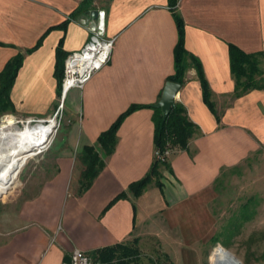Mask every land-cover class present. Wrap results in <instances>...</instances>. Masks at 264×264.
<instances>
[{"label":"crops","instance_id":"0c3cea01","mask_svg":"<svg viewBox=\"0 0 264 264\" xmlns=\"http://www.w3.org/2000/svg\"><path fill=\"white\" fill-rule=\"evenodd\" d=\"M85 3L0 0V72L24 54L10 92L19 115L54 113L58 61L63 76L67 55L89 39L82 21L96 20L93 11L105 10L106 34L116 37L110 61L65 100L66 122L44 154L50 176L0 222V264H62L76 249L90 253L133 237L142 249H161L174 264H205L212 255L205 256V243L220 230L213 207L216 181L226 169L248 163L252 179L264 183V88L237 93L230 60L234 44L246 53L262 52L264 69V0H177L184 47L200 60L216 111L204 101L188 57L176 101L198 132L188 149H171L169 167L160 168L162 188L153 181L139 196L128 187L151 169L154 109L143 107L124 119L114 152L83 193L81 153L131 105L160 100L175 71L178 27L170 0H91L78 11ZM123 191L128 197L106 209Z\"/></svg>","mask_w":264,"mask_h":264},{"label":"trees","instance_id":"16d2710c","mask_svg":"<svg viewBox=\"0 0 264 264\" xmlns=\"http://www.w3.org/2000/svg\"><path fill=\"white\" fill-rule=\"evenodd\" d=\"M91 0H86L84 7L78 11L86 10ZM177 0H170V8L173 10V15L178 27L179 39L174 50V68L175 71L167 79L180 84L185 82V73L187 69V58L190 57L193 65L197 69L198 77L201 82L204 101L209 107L215 110L214 104L211 101V89L205 77L200 60L190 54L184 47V22L182 17L176 12L175 8ZM70 19L75 18L74 13L69 16ZM41 44V40L32 48L27 49L31 52ZM61 47L58 48V56L61 55ZM24 59L23 53H18L11 58L0 72V111L12 110L13 104L10 98V92L14 83L15 77ZM61 60V57H60ZM230 60L231 69L237 78L236 92L244 93L256 88H264V69L261 67L263 60L262 52L246 53L234 44H230ZM62 66L58 61L57 76L59 79V95L61 94L62 82ZM163 94H160V98ZM149 107L154 109L155 134L154 146L155 156L150 171L141 179L132 182L128 191L134 196H139L146 187L153 181L162 188L163 184L160 180L162 173L161 166L169 167L168 161L162 160L159 155H163L167 149L180 148L188 149L190 139L198 132L196 125L188 116L187 110L180 103L173 107L162 125L163 112L161 108H156L153 104H133L126 109L105 131L101 132L97 141L93 145H86L81 153L82 160L86 164V169L83 173L82 185L80 193L86 191L95 178L99 175L106 164V159L114 152L117 144V132L124 119L137 109ZM159 154V155H158ZM128 197V192L123 191L112 199L106 209L114 204L118 199ZM135 210V205H134ZM214 241H218L216 238ZM140 238L133 237L132 239L99 247L89 254L93 257L95 263L102 264H141L143 249L139 245ZM169 259V264H174L169 255L164 253Z\"/></svg>","mask_w":264,"mask_h":264},{"label":"rangeland","instance_id":"374dc122","mask_svg":"<svg viewBox=\"0 0 264 264\" xmlns=\"http://www.w3.org/2000/svg\"><path fill=\"white\" fill-rule=\"evenodd\" d=\"M60 99L59 97L51 116L59 109ZM66 113L65 103L58 113V129L65 124ZM29 117L12 110L0 111V123L16 120L22 126L25 121L31 119ZM38 118L53 117L35 119ZM44 154L45 150L30 158L21 169L14 187L7 194L0 195V222L5 215L17 210L26 198L33 196L50 176L52 169L46 167ZM247 164L240 168L226 169L216 181L217 197L213 207L220 230L215 235L217 242L210 240L205 243V256L212 254L211 260L205 264H215L216 253L225 250L233 253L241 264H264V183L258 182L259 179H252ZM249 166L251 168V162ZM244 172L248 179H243ZM168 261L161 249L143 248L141 264H169Z\"/></svg>","mask_w":264,"mask_h":264},{"label":"bare ground","instance_id":"6f19581e","mask_svg":"<svg viewBox=\"0 0 264 264\" xmlns=\"http://www.w3.org/2000/svg\"><path fill=\"white\" fill-rule=\"evenodd\" d=\"M59 123L56 118L34 121L22 126L16 120L0 123V195L7 194L30 158L46 148ZM233 264L236 259L228 251L216 253L215 264Z\"/></svg>","mask_w":264,"mask_h":264},{"label":"built area","instance_id":"2783aa9c","mask_svg":"<svg viewBox=\"0 0 264 264\" xmlns=\"http://www.w3.org/2000/svg\"><path fill=\"white\" fill-rule=\"evenodd\" d=\"M82 22L89 31V39L80 50L71 52L67 55L61 82L60 106L53 116H49L47 118L53 117L57 119L58 113L60 109L63 108L70 90L75 87L83 88L92 76L111 59L116 37H109L106 34V23L104 17L101 16L97 17L96 20H84ZM29 118L33 121L44 119L38 118L36 120L35 118L37 117L35 116H30ZM57 130L58 127L56 131ZM52 139L48 146L42 151L46 150L51 145ZM170 151V149H167L163 155H158L162 158V160H166ZM62 264L102 263H95L93 257L88 252L76 249L70 254L68 259L62 262Z\"/></svg>","mask_w":264,"mask_h":264},{"label":"water","instance_id":"95a60500","mask_svg":"<svg viewBox=\"0 0 264 264\" xmlns=\"http://www.w3.org/2000/svg\"><path fill=\"white\" fill-rule=\"evenodd\" d=\"M105 14H106L105 10L93 11V15H95L97 17L103 16L104 20H105ZM181 88H182V84H180V83H177L174 81L166 82V85L163 89V94H162L160 100L153 104L154 107L161 108V110L163 112L162 125L164 124L165 120L167 119L171 109L176 106V104H177L176 96L179 93ZM231 254L234 257V259H236V262H234L233 264H241V261L233 253H231ZM216 264H226V263L217 262Z\"/></svg>","mask_w":264,"mask_h":264}]
</instances>
